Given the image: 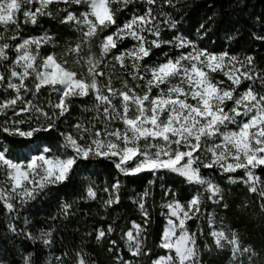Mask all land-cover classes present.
Instances as JSON below:
<instances>
[{
  "label": "snow or ice",
  "instance_id": "6c2138e0",
  "mask_svg": "<svg viewBox=\"0 0 264 264\" xmlns=\"http://www.w3.org/2000/svg\"><path fill=\"white\" fill-rule=\"evenodd\" d=\"M181 5L0 0V214L9 240L47 250L40 257L18 247V264H99L83 246L54 253L55 229L34 234L21 211L75 187L110 217L123 203L122 180L147 182L132 195L140 219L119 239L112 223L86 233L112 264H203L201 236L205 250L227 251L232 264H264V252L223 217L217 227L231 207L222 182L242 186L264 215V67L234 50L239 29L226 34V46L208 47L214 14L192 33ZM45 18L72 35L45 29ZM256 20L264 25V15ZM257 41L264 46V28L251 33ZM97 169L107 177L102 186L92 179ZM172 178L178 183L169 186ZM72 214L62 203L59 216Z\"/></svg>",
  "mask_w": 264,
  "mask_h": 264
},
{
  "label": "trees",
  "instance_id": "16d2710c",
  "mask_svg": "<svg viewBox=\"0 0 264 264\" xmlns=\"http://www.w3.org/2000/svg\"><path fill=\"white\" fill-rule=\"evenodd\" d=\"M209 5H214V7L210 8ZM164 7L167 9V5ZM181 7L186 21L183 26L192 33L195 32L198 22L214 14L215 25L213 32L209 34L208 47L220 49L222 46H226V34L239 29V42L233 43L234 50L238 54H243L245 51L254 53L257 63L264 67V46H261L258 41L249 42L253 31L259 32L264 28V25H261L256 20V17L264 15V0H182ZM124 18L121 15L120 19L123 20ZM43 27L61 34L72 35L66 28H62L55 21H49L47 18L44 19ZM2 29L3 27L0 26V31ZM193 38L195 37L193 36ZM56 51L60 53L62 46L58 47ZM153 59H156V57H153ZM89 103L91 105V102ZM79 111L77 109V114H79ZM94 115V112L85 113L87 118H91ZM96 171L99 176H93L92 179L102 186L107 177L103 175L102 170L97 169ZM172 183H178V179L172 178L169 181V186ZM222 183L225 186L227 200L231 207L226 212H219L217 225L220 227L219 218L223 217L224 226H232L238 229L242 241L252 244L258 251L264 252V215L260 213L258 204L246 201V193L242 186L227 185L226 182ZM122 184L124 185L122 190L123 203L115 211H111L110 217L109 213L103 209L98 201L80 199L79 189L75 187H61L52 190L46 196H42L25 206L21 211V216L28 218L29 227L34 234H38L39 229H49L50 227L55 229V243L52 248L54 253L59 254L64 248L72 249L77 246H83L90 255L98 259L99 264H112L109 254L103 248L98 247L94 241H91L86 233L92 232L94 228L103 227L107 229L108 224L112 223L116 232L114 238L119 239L121 229L125 227V224L127 223L130 227V219H140L139 213L135 211V205L132 203V195L146 187L147 182L134 181L129 183L122 180ZM229 189L230 192L228 191ZM154 191L157 200V214L153 217V228H156L158 227L156 221L160 218L158 202L161 189L157 185ZM64 202L72 204L73 214L66 218L59 216L60 206ZM246 202L250 203L251 206L245 211L240 205ZM148 203L151 205V198ZM52 217L58 218L53 220L51 219ZM19 223L23 226L22 220ZM196 230L194 226L193 231ZM8 236L4 216L0 214V256H4L8 260V264H18V247L28 250L35 248L40 257L47 253V250L39 245L34 246L21 238L9 240ZM199 241L203 264H232L227 251L218 252L215 248L212 251L205 250L203 248L204 237H199ZM209 242L211 243V239H209ZM147 243L149 245L152 244L151 236Z\"/></svg>",
  "mask_w": 264,
  "mask_h": 264
},
{
  "label": "rangeland",
  "instance_id": "374dc122",
  "mask_svg": "<svg viewBox=\"0 0 264 264\" xmlns=\"http://www.w3.org/2000/svg\"><path fill=\"white\" fill-rule=\"evenodd\" d=\"M137 2H139V0H137ZM21 20H22V16H21ZM0 26H2V25H0ZM2 27H3V26H2ZM153 60H155V59H153ZM109 71H111V69H109ZM119 74H120V72H119V68L117 67L116 72L113 74V79H114V81H115V79H116V76L119 75ZM217 227L219 228L218 225H217Z\"/></svg>",
  "mask_w": 264,
  "mask_h": 264
}]
</instances>
